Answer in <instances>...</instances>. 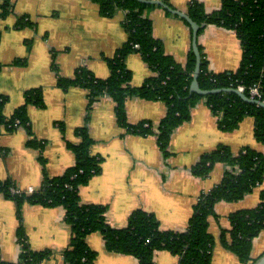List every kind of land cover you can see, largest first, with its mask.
Segmentation results:
<instances>
[{
  "label": "crops",
  "instance_id": "0c3cea01",
  "mask_svg": "<svg viewBox=\"0 0 264 264\" xmlns=\"http://www.w3.org/2000/svg\"><path fill=\"white\" fill-rule=\"evenodd\" d=\"M12 12L0 16V95L8 98L6 118L25 103L31 90L40 89L44 106H29L30 130H10L0 125V182H12L23 191L41 190L46 176H62L75 164L70 145H79L77 131L88 128L93 140L91 153L102 159V171L80 188L84 205L107 208V223L121 229L137 210L154 214L163 231L187 230L201 196L221 183L227 166L217 164L201 177L193 168L204 154L220 146L233 153L245 148L264 152L255 139V121L247 117L233 132L223 131L219 119L205 99L191 111V118L177 128L170 141L169 156H163L156 135L141 136L127 132L118 121L116 103L110 96L100 97L90 106L89 92L80 87L64 90L59 77L74 79L79 69H87L96 78L111 75L109 60L128 40L123 27L126 13L113 18L101 15L100 6L90 0H11ZM193 2L204 5L207 14L218 11L221 0H170V7L188 15ZM153 35L161 41L167 55L186 65L192 50V30L182 17L163 7L149 10ZM26 17L30 26L20 27ZM201 54L213 73L235 71L242 58L241 41L235 31L207 25L198 37ZM21 61L22 64H15ZM132 73L130 85L140 87L154 75L141 55L126 60ZM57 68V69H55ZM168 107L161 101L130 98L126 103L131 125L150 123L158 132ZM31 140L37 146H29ZM263 184L238 202H219L209 217V233L215 238L212 264L243 263L222 243L223 230L231 228L229 217L244 209L256 208ZM71 227L65 209L25 203L21 218L13 198L0 193V256L8 263L20 260L23 245L32 251H48L42 264H63L69 246ZM264 232L254 240L251 258L264 254ZM87 243L97 253L96 264H138L135 257L107 250L100 233L91 234ZM260 254H254V248ZM180 257L168 251L155 253L154 264H179Z\"/></svg>",
  "mask_w": 264,
  "mask_h": 264
},
{
  "label": "trees",
  "instance_id": "16d2710c",
  "mask_svg": "<svg viewBox=\"0 0 264 264\" xmlns=\"http://www.w3.org/2000/svg\"><path fill=\"white\" fill-rule=\"evenodd\" d=\"M100 6L101 15L113 18L119 11L126 13L123 27L128 34L127 42L113 59L109 60L111 75L108 79L96 78L87 69H79L74 79L59 77L58 86L64 90L80 87L89 92L90 106L102 96H110L116 103L119 124L132 134L156 135L164 157L169 156V145L174 131L189 121L193 107L205 99L213 114L219 119V127L226 132L236 130L247 117L255 121V139L264 145V108L244 101L234 90L243 86L244 94L251 98L250 90L260 87L264 101V0H221L218 11L207 14L200 2H193L188 16L200 26V33L207 25H215L235 31L241 41L242 58L239 68L231 72L213 73L202 55L199 84L203 91L222 90L206 96L191 93V84L196 68V57L191 51L186 65L178 64L166 54L161 41L153 35V23L146 13L158 5L138 0H90ZM170 6V0H159ZM11 0H0V16L11 14ZM26 17H21L19 26H30ZM142 56L154 75L142 86L130 85L132 73L126 60L132 54ZM15 64H22L17 61ZM2 66L0 65V69ZM57 69V68H55ZM161 101L168 107L166 117L161 121L158 132L150 123L131 125L127 120L126 103L130 98ZM8 98L0 95V125L10 130L24 127L30 130L29 106H44L40 89L27 93L25 103L6 118L4 114ZM19 122L18 126L16 123ZM81 138L79 145H70L75 154V164L62 176H46L41 190L32 195H13L12 182H0V193L13 198L17 203L18 215L25 203L40 204L65 209V220L71 227L69 246L64 251L63 264H96L97 253L90 249L87 239L93 233L102 234L107 250L135 257L138 264H154L155 253L168 251L180 257L179 264H212L215 238L209 233V217L215 214L219 202H238L259 188L264 182V152L245 148L233 153L227 146L204 154L193 168L197 176H208L221 163L227 171L220 184L201 196L194 208L187 230L163 231L154 214L143 210L135 211L128 223L121 229H114L106 219L107 208L101 205H84L80 188L102 171V159L92 155L93 140L88 128L77 131ZM29 146H37L31 140ZM261 202L253 209L239 210L230 217L231 228L223 230L222 243L243 263L254 264L251 258L254 240L264 232V190L260 192ZM264 255V254H263ZM262 255V256H263ZM50 252L32 251L26 244L20 260L0 264H42Z\"/></svg>",
  "mask_w": 264,
  "mask_h": 264
},
{
  "label": "water",
  "instance_id": "95a60500",
  "mask_svg": "<svg viewBox=\"0 0 264 264\" xmlns=\"http://www.w3.org/2000/svg\"><path fill=\"white\" fill-rule=\"evenodd\" d=\"M140 2H143V3H147V4H153V5H158V6H161L163 8H165L166 10L170 11L171 13L175 14V15H178L180 17H182L183 19H185L190 27H191V30H192V50H193V53L196 57V68H195V71H194V75H193V82L191 84V93H197L199 95H202V96H206L210 93H220L222 92V90H214V91H203L200 87V84H199V75H200V69H201V62H202V54H201V51L199 49V45H198V37H199V31H200V26L195 23L187 14L185 13H182L180 11H177V10H174L172 9L170 6L164 4L163 2L159 1V0H138ZM244 101L246 102H249V103H254V104H257L261 107L264 108V102L262 101H259L257 99H252V98H249L247 97L243 92H240V91H236L234 90ZM254 264H264V255L261 256L259 259H257L256 262H254Z\"/></svg>",
  "mask_w": 264,
  "mask_h": 264
},
{
  "label": "built area",
  "instance_id": "2783aa9c",
  "mask_svg": "<svg viewBox=\"0 0 264 264\" xmlns=\"http://www.w3.org/2000/svg\"><path fill=\"white\" fill-rule=\"evenodd\" d=\"M238 90H239L240 92H243V93H244L245 88H244L243 86H240V87L238 88ZM250 94H251V98H252V99H257V100L261 101V100H260V98H261L260 87L257 86V87H253V88H251V90H250ZM263 102H264V101H263ZM18 123H19V122L16 123V126L19 125ZM10 191H11V193H12L13 195H22L23 193H26L27 195H32V194H34V193L36 192V191H35L34 189H32V188H29V189L23 191V190H21V189H19V188H15V187L10 188Z\"/></svg>",
  "mask_w": 264,
  "mask_h": 264
},
{
  "label": "rangeland",
  "instance_id": "374dc122",
  "mask_svg": "<svg viewBox=\"0 0 264 264\" xmlns=\"http://www.w3.org/2000/svg\"><path fill=\"white\" fill-rule=\"evenodd\" d=\"M261 242H264V240L262 239ZM254 254H255L256 256H258V255L260 254V252H259V248H257V247L254 248Z\"/></svg>",
  "mask_w": 264,
  "mask_h": 264
}]
</instances>
